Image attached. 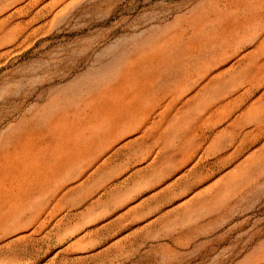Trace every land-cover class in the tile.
I'll use <instances>...</instances> for the list:
<instances>
[{
  "label": "rangeland",
  "instance_id": "1",
  "mask_svg": "<svg viewBox=\"0 0 264 264\" xmlns=\"http://www.w3.org/2000/svg\"><path fill=\"white\" fill-rule=\"evenodd\" d=\"M0 264H264V0H0Z\"/></svg>",
  "mask_w": 264,
  "mask_h": 264
}]
</instances>
